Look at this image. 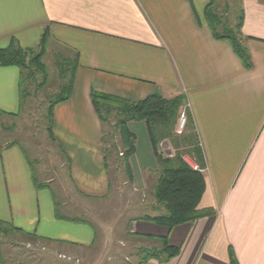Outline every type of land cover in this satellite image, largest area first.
Instances as JSON below:
<instances>
[{"label": "crops", "instance_id": "obj_1", "mask_svg": "<svg viewBox=\"0 0 264 264\" xmlns=\"http://www.w3.org/2000/svg\"><path fill=\"white\" fill-rule=\"evenodd\" d=\"M208 1L0 0V47L14 40L35 47L48 27V46L79 53L71 96L55 106L53 119L54 140L72 163L75 195H59L44 183L43 169L7 138L4 122L30 109L20 105L21 68L0 65V109L7 112L0 113V220L25 233L10 237L44 240L57 253L75 256L99 244L101 257L73 264H129L128 240L135 239L132 249L140 253L161 247L163 237L180 253L168 262L140 257L138 264H230V247L240 264H264V0H242L250 68L230 41L213 36ZM93 90L131 100L156 90L167 97L185 93L207 167L198 207L211 214L174 228L143 215L118 231L114 218L95 225L91 211L102 214L123 187L132 195L147 193L159 164L146 123L131 121L136 147L129 166L106 165ZM111 167L119 181L111 179ZM2 245L0 264L6 261ZM113 248L124 256L106 257Z\"/></svg>", "mask_w": 264, "mask_h": 264}, {"label": "trees", "instance_id": "obj_2", "mask_svg": "<svg viewBox=\"0 0 264 264\" xmlns=\"http://www.w3.org/2000/svg\"><path fill=\"white\" fill-rule=\"evenodd\" d=\"M217 0H209L205 7V15L209 22L213 36L217 39L230 41L235 53L240 57L245 67H252V59L247 46L246 38L242 32L244 11L239 16L238 23L233 27L224 18L215 12ZM50 29L45 28L41 39L35 47H23L16 40L6 47H0V65H16L21 68L20 75V100L21 109L27 99L32 96V84H35L34 92H38L49 80L48 69L43 62L48 49ZM38 47V48H36ZM79 53L68 58L58 54L60 64V76L67 79L62 83L60 90L50 99L48 107V130L53 135L54 108L57 104L69 99L73 90L75 71L79 65ZM33 97V96H32ZM91 99L95 111L102 124L101 141L106 165L109 166V158L104 145L107 138L104 135L106 128H112V119H115L114 128L120 134L124 163L129 166V158L135 151L136 136L129 129V122L144 121L147 125L149 136L159 164V177L154 189V195L158 203L162 204L165 212L158 215L145 214L140 219L152 221L159 225L174 228L177 225L192 222L205 215L211 214V209H199V203L203 197L206 180L205 175L192 168L183 161L181 152L164 153L161 144L167 139L173 140L178 149L186 146L188 151L198 162L202 161V151L198 145L196 123L189 112L183 136L179 139L175 135L174 128L181 114V110L188 103L185 93H179L167 97L156 90L140 100H131L120 95L93 90ZM7 113L0 109V113ZM112 126V127H111ZM58 216H61L57 212ZM62 217V216H61ZM22 229L12 223L0 220V237L8 238L12 233L21 232ZM23 232V231H22ZM24 233V232H23ZM25 234V233H24ZM0 244L2 241L0 239ZM180 247L171 245L168 237L161 238L159 248H141V262L154 258L161 262H168L180 253ZM230 264H240L232 247L229 249ZM3 264H11L2 261Z\"/></svg>", "mask_w": 264, "mask_h": 264}, {"label": "rangeland", "instance_id": "obj_3", "mask_svg": "<svg viewBox=\"0 0 264 264\" xmlns=\"http://www.w3.org/2000/svg\"><path fill=\"white\" fill-rule=\"evenodd\" d=\"M215 12L221 15L226 22L234 27L238 23L239 16L242 12V0H217ZM58 54H63L68 58L74 57L73 53L61 48L58 44H50L43 59V62L48 69L49 80L47 84L36 93L33 89L35 88V84H32L31 92L33 97L31 96L28 98L25 103L26 110L29 108L30 111H26V115L22 116L20 120H15L13 123H11L10 120L9 122L7 121V123L4 122V124H8L10 129V133H7V138L14 144V146H17L23 151L25 156L31 160L33 166H39L38 168L43 169V182L48 183L59 195L63 194L64 196H68L71 194H77L74 188H72V183L68 176L69 166H72V163L67 154L58 147L48 130V107L50 99L60 90L62 83L67 80L60 76L61 68L57 56ZM182 111H185L186 117L189 118V112L191 111L189 103L182 108L181 112ZM179 118L174 131L175 135L178 136L177 138L180 139L183 136V133H177ZM111 121L113 127L111 126V129L106 128V131H104V135L106 134L105 137L107 138V143L104 147L109 158V166H124L123 152L125 151V148L122 144L118 130L114 128L115 119H112ZM198 141L200 142L199 138ZM166 142H168V146H164L165 141L163 142V145L161 144V149L164 153H168L167 151H180L182 153L181 157L183 161L187 162L185 160V157H187L192 163L204 169V171H201L202 173L206 172L207 167L206 164H204L203 156V162H198V160L188 151L189 149H187L186 146H181L176 149L173 140L167 139ZM199 142L197 146L201 149ZM55 166H58L57 169H54ZM112 168L113 167L110 169L111 179L114 178L115 180L116 178L119 181L116 177L117 173H114ZM149 177V188L147 189V193H137L132 195V192L123 187V189H125L124 191L122 190L118 194H111L110 197L112 198H110L106 206L102 208V210L104 209L102 214L98 211H91V214L88 215V217L91 219L92 216L96 218V220H94L96 226L102 221H110L114 218V221H116V230L118 231L119 227H123V223L125 221L128 222L131 217L144 214L158 215L164 213V206L158 203L154 195L159 172L153 173ZM52 179H54V181H51ZM120 179L122 178L120 177ZM116 182L117 181H114V184ZM117 185H119V182ZM116 188L117 186L114 185L113 191L116 190ZM117 237H119L118 233H116L115 242L118 240ZM0 239L8 244H3L1 247L6 262L11 264H73V261L77 259H85L87 261L89 259L101 257V247L99 244H96L94 248H91L88 251L84 250L82 255L75 256L68 251L65 255L59 254L57 251L50 248L51 244L49 242L44 240L43 242L35 241L31 237L29 238V236H19L16 238L9 236L8 238L0 237ZM128 241L129 245L131 244V249L128 252L129 264H138L140 261V255L136 250L132 249L134 248L133 245L136 244L134 243L135 239L134 241ZM108 243H110V241ZM7 249L9 251H7ZM115 253L123 256L125 254L124 251H119L118 249L115 250V248H113L106 257L112 255V257L115 258Z\"/></svg>", "mask_w": 264, "mask_h": 264}, {"label": "built area", "instance_id": "obj_4", "mask_svg": "<svg viewBox=\"0 0 264 264\" xmlns=\"http://www.w3.org/2000/svg\"><path fill=\"white\" fill-rule=\"evenodd\" d=\"M187 123V117H186V113L185 111H182L180 114V118L178 121V125H177V133L178 134H182L185 130V126ZM185 160L190 164V166H192L194 169L199 170V171H204L203 168H200L199 166L195 165L194 163H192L187 157H185Z\"/></svg>", "mask_w": 264, "mask_h": 264}]
</instances>
